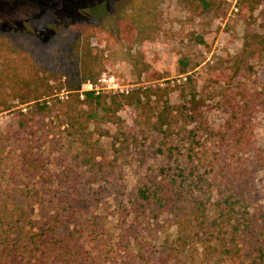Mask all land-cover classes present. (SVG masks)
Instances as JSON below:
<instances>
[{
    "label": "trees",
    "instance_id": "1",
    "mask_svg": "<svg viewBox=\"0 0 264 264\" xmlns=\"http://www.w3.org/2000/svg\"><path fill=\"white\" fill-rule=\"evenodd\" d=\"M180 1L190 11L212 12L219 6L218 0ZM51 28L44 37L26 23L0 31V114H12L14 123L13 129L0 128V264H264V209L252 207L264 149L225 163L227 140L201 121L194 95L186 102L187 125H195L184 134V158H177L173 148L167 151L176 175L159 180L156 175L125 204L116 201L113 218L119 225L112 235L101 233L98 218L103 209L95 195L104 198V190L77 193L89 202L83 217L80 209L69 207L67 195L54 187L44 149L49 135L39 127L60 118L50 102L60 94L67 98L63 125L77 146V164L89 178L106 181L105 154L100 138L90 137L89 123L117 124L119 111L142 105L156 89L96 92L102 65L89 41L95 27L67 22ZM83 85L93 90L80 92ZM247 108L248 103L241 110ZM168 138L170 148L181 143ZM209 150L219 154L205 173L202 161ZM165 225L176 231V245L165 244Z\"/></svg>",
    "mask_w": 264,
    "mask_h": 264
},
{
    "label": "rangeland",
    "instance_id": "2",
    "mask_svg": "<svg viewBox=\"0 0 264 264\" xmlns=\"http://www.w3.org/2000/svg\"><path fill=\"white\" fill-rule=\"evenodd\" d=\"M218 5L215 11L200 12L190 11L180 0H0V31L26 23L44 37L45 30L67 22L92 25L89 41L102 65L101 76L113 77L123 92L156 89L142 105L119 111L117 124L89 123L90 137L100 138L105 154L106 181L89 178L77 164V146L63 125L69 111L64 94L50 102L60 118L39 124L49 135L44 149L54 187L67 195L69 207L80 209L83 217L89 202L85 195L77 196L81 190L105 191L104 198L95 196L103 209L98 217L101 233L107 236L119 225L113 218L116 201L125 204L156 175L158 180L176 175L167 151L173 148L177 158H184V134L195 125L188 126L185 119L192 95L199 101L201 121L227 140L225 163L250 159L264 149V0L258 5L252 0H218ZM92 89L83 85L79 91ZM94 90L120 93L99 83ZM246 103L251 108L244 112ZM80 109L94 115L85 106ZM11 119L10 113L0 114V128L13 129ZM239 130L242 136L236 134ZM169 135L182 144L170 148ZM218 154L209 150L202 158L205 173ZM253 185L252 207L264 209V170L255 173ZM166 226L165 244L176 245V231Z\"/></svg>",
    "mask_w": 264,
    "mask_h": 264
},
{
    "label": "built area",
    "instance_id": "3",
    "mask_svg": "<svg viewBox=\"0 0 264 264\" xmlns=\"http://www.w3.org/2000/svg\"><path fill=\"white\" fill-rule=\"evenodd\" d=\"M98 83L101 85H104L107 90L113 91V92H120V93H127V91H124L115 83L113 77H107L106 75H102L98 81ZM90 88V87H89ZM93 90V89H92ZM91 91V90H89Z\"/></svg>",
    "mask_w": 264,
    "mask_h": 264
}]
</instances>
